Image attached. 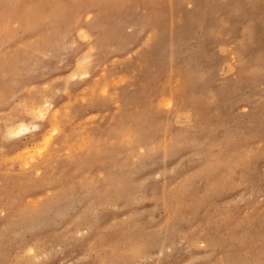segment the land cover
<instances>
[{
	"label": "rangeland",
	"instance_id": "obj_1",
	"mask_svg": "<svg viewBox=\"0 0 264 264\" xmlns=\"http://www.w3.org/2000/svg\"><path fill=\"white\" fill-rule=\"evenodd\" d=\"M0 264H264V0H0Z\"/></svg>",
	"mask_w": 264,
	"mask_h": 264
},
{
	"label": "bare ground",
	"instance_id": "obj_2",
	"mask_svg": "<svg viewBox=\"0 0 264 264\" xmlns=\"http://www.w3.org/2000/svg\"><path fill=\"white\" fill-rule=\"evenodd\" d=\"M37 107V106H36ZM40 111V110H39ZM43 111V110H42ZM34 114V113H33ZM53 126V125H52ZM52 131V130H51ZM52 134H53V132H52Z\"/></svg>",
	"mask_w": 264,
	"mask_h": 264
}]
</instances>
